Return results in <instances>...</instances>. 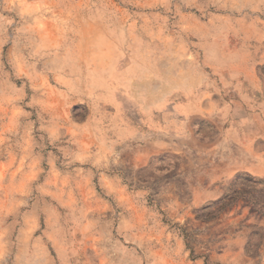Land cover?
<instances>
[{"label": "rangeland", "instance_id": "1", "mask_svg": "<svg viewBox=\"0 0 264 264\" xmlns=\"http://www.w3.org/2000/svg\"><path fill=\"white\" fill-rule=\"evenodd\" d=\"M0 264H264V0H0Z\"/></svg>", "mask_w": 264, "mask_h": 264}, {"label": "trees", "instance_id": "2", "mask_svg": "<svg viewBox=\"0 0 264 264\" xmlns=\"http://www.w3.org/2000/svg\"><path fill=\"white\" fill-rule=\"evenodd\" d=\"M258 181H260V180H257L256 179V182H258ZM252 192H248V194H247V196H248V198L254 203V204H261V202H260V199H259V196L257 195V194H255V193H261V192H263V189H258L257 188V186H252ZM234 190V189H233ZM234 194H235V196H238L239 194L240 195H246L245 193L246 192H242L241 190H237V189H235L234 190V192H233Z\"/></svg>", "mask_w": 264, "mask_h": 264}, {"label": "crops", "instance_id": "3", "mask_svg": "<svg viewBox=\"0 0 264 264\" xmlns=\"http://www.w3.org/2000/svg\"><path fill=\"white\" fill-rule=\"evenodd\" d=\"M261 224V222H259Z\"/></svg>", "mask_w": 264, "mask_h": 264}]
</instances>
